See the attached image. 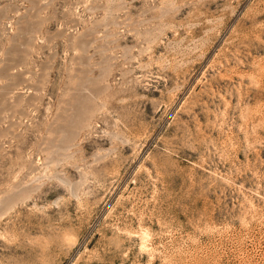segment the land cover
Returning a JSON list of instances; mask_svg holds the SVG:
<instances>
[{
    "label": "rangeland",
    "instance_id": "374dc122",
    "mask_svg": "<svg viewBox=\"0 0 264 264\" xmlns=\"http://www.w3.org/2000/svg\"><path fill=\"white\" fill-rule=\"evenodd\" d=\"M0 264H264V0H0Z\"/></svg>",
    "mask_w": 264,
    "mask_h": 264
}]
</instances>
